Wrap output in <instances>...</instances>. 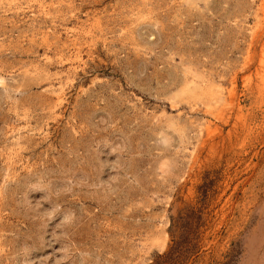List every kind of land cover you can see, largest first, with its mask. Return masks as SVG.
Segmentation results:
<instances>
[{"label":"rangeland","instance_id":"obj_1","mask_svg":"<svg viewBox=\"0 0 264 264\" xmlns=\"http://www.w3.org/2000/svg\"><path fill=\"white\" fill-rule=\"evenodd\" d=\"M0 264H264V0H0Z\"/></svg>","mask_w":264,"mask_h":264}]
</instances>
